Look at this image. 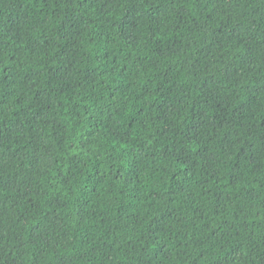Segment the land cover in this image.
I'll list each match as a JSON object with an SVG mask.
<instances>
[{
    "label": "trees",
    "instance_id": "trees-1",
    "mask_svg": "<svg viewBox=\"0 0 264 264\" xmlns=\"http://www.w3.org/2000/svg\"><path fill=\"white\" fill-rule=\"evenodd\" d=\"M0 264H264V0H0Z\"/></svg>",
    "mask_w": 264,
    "mask_h": 264
}]
</instances>
